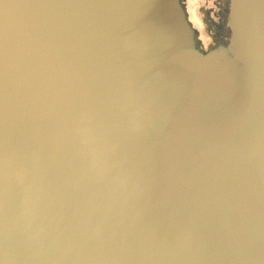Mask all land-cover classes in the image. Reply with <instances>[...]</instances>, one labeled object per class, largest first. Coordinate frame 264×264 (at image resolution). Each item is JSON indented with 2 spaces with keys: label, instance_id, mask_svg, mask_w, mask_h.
Returning <instances> with one entry per match:
<instances>
[{
  "label": "water",
  "instance_id": "95a60500",
  "mask_svg": "<svg viewBox=\"0 0 264 264\" xmlns=\"http://www.w3.org/2000/svg\"><path fill=\"white\" fill-rule=\"evenodd\" d=\"M0 264H264V0H0Z\"/></svg>",
  "mask_w": 264,
  "mask_h": 264
}]
</instances>
